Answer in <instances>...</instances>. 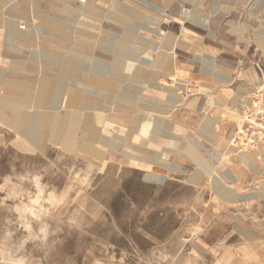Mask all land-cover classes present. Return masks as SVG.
Returning a JSON list of instances; mask_svg holds the SVG:
<instances>
[{
    "label": "rangeland",
    "instance_id": "1",
    "mask_svg": "<svg viewBox=\"0 0 264 264\" xmlns=\"http://www.w3.org/2000/svg\"><path fill=\"white\" fill-rule=\"evenodd\" d=\"M263 89L264 0H0V264L262 257Z\"/></svg>",
    "mask_w": 264,
    "mask_h": 264
},
{
    "label": "built area",
    "instance_id": "2",
    "mask_svg": "<svg viewBox=\"0 0 264 264\" xmlns=\"http://www.w3.org/2000/svg\"><path fill=\"white\" fill-rule=\"evenodd\" d=\"M78 2L81 5H86L87 4V0H78ZM20 28H21V30H25L26 26L25 25H21ZM259 102H260L261 105H263L262 107H263V110H264V89H263V92L261 94ZM256 119L249 120V127L243 131L242 136L243 137L247 136V134L253 129V127H255V128L258 129L257 130L258 131V137L257 138L254 137L253 140L251 141V144H243V146L245 148H258L260 145H263V144H255V143H257V142H259L261 140H264V118H263V123H260L258 125H255V122L253 121V120H256ZM253 136H254V133H253Z\"/></svg>",
    "mask_w": 264,
    "mask_h": 264
},
{
    "label": "crops",
    "instance_id": "3",
    "mask_svg": "<svg viewBox=\"0 0 264 264\" xmlns=\"http://www.w3.org/2000/svg\"><path fill=\"white\" fill-rule=\"evenodd\" d=\"M224 251L222 252V256H221V262L223 263L224 262V258L226 257H223L224 255ZM257 256V259H252L251 261H249V263L247 262V264H264V255H262V257L258 254V255H254L253 258H256ZM227 259V258H226ZM243 259V258H241ZM235 261H238V256L236 257ZM228 264H231V263H228Z\"/></svg>",
    "mask_w": 264,
    "mask_h": 264
},
{
    "label": "bare ground",
    "instance_id": "4",
    "mask_svg": "<svg viewBox=\"0 0 264 264\" xmlns=\"http://www.w3.org/2000/svg\"><path fill=\"white\" fill-rule=\"evenodd\" d=\"M50 71V70H49ZM56 73H58V71H56ZM55 73V74H56ZM16 86L17 85H15L14 87L16 88ZM11 103V102H10ZM11 104H14V103H11ZM25 120H27V122H28V118H26ZM34 122H36V121H34V120H32V123H34ZM53 123H54V121H53ZM61 124V120L60 119H56V121H55V123L53 124V125H55V126H59Z\"/></svg>",
    "mask_w": 264,
    "mask_h": 264
}]
</instances>
